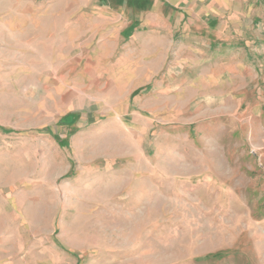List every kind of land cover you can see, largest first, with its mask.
<instances>
[{
	"label": "rangeland",
	"instance_id": "374dc122",
	"mask_svg": "<svg viewBox=\"0 0 264 264\" xmlns=\"http://www.w3.org/2000/svg\"><path fill=\"white\" fill-rule=\"evenodd\" d=\"M230 5L0 0V264H264V0Z\"/></svg>",
	"mask_w": 264,
	"mask_h": 264
},
{
	"label": "crops",
	"instance_id": "0c3cea01",
	"mask_svg": "<svg viewBox=\"0 0 264 264\" xmlns=\"http://www.w3.org/2000/svg\"><path fill=\"white\" fill-rule=\"evenodd\" d=\"M171 1L178 3V2H186L189 0H171ZM197 1L207 3V7H208L207 11H209L208 13L210 15L209 19H213V20L215 19L214 16L220 15L222 11L230 12L232 9V6L230 5V2H232V0H197ZM226 4L228 6H226Z\"/></svg>",
	"mask_w": 264,
	"mask_h": 264
}]
</instances>
